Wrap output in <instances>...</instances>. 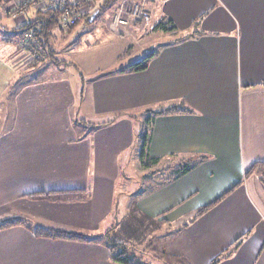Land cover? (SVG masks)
Segmentation results:
<instances>
[{"label":"crops","instance_id":"0c3cea01","mask_svg":"<svg viewBox=\"0 0 264 264\" xmlns=\"http://www.w3.org/2000/svg\"><path fill=\"white\" fill-rule=\"evenodd\" d=\"M145 11L122 32L167 18L174 39L143 71L125 68L92 82L87 116H114L90 127L77 117L83 91L67 77H21L18 28L38 17L37 7L28 6L25 19L0 20V221L16 216L30 227L92 236L76 242L35 237L21 225L0 229V264H119L109 259L104 235L117 241L122 221L142 232L145 225L150 237L134 232L117 242L132 247L144 236L158 238L151 252L166 264H212L224 255L215 264H264V185L244 177L264 162V0H150ZM151 106L191 112L154 118L149 159L170 166L186 154L207 159L171 182L172 169L165 170L142 194H119L120 158L128 161L137 129L127 110ZM65 191L80 193L75 201L31 198Z\"/></svg>","mask_w":264,"mask_h":264},{"label":"rangeland","instance_id":"374dc122","mask_svg":"<svg viewBox=\"0 0 264 264\" xmlns=\"http://www.w3.org/2000/svg\"><path fill=\"white\" fill-rule=\"evenodd\" d=\"M28 1L30 3L25 6L22 3L26 2V0L15 1L16 3L13 2L11 5L6 4V2L3 5L0 4L2 6L0 10L2 8L4 11H2V15L0 14L1 23L4 25L3 20L11 22L7 16L14 19L23 16L25 19L27 16L26 8L28 6L35 5L39 11H43L42 1ZM118 5L119 0H91L88 15L100 9L91 22H88L87 16L85 15L74 27L65 31L59 30L56 23L55 27L52 28L43 40V45L37 43L36 38V43L29 47H26L22 43L21 38L15 42L18 45V50L20 48L23 49L20 57L16 61L17 65L22 64L19 66L22 78H25V80H33L64 76L69 79L73 86H78L79 89H82L83 97L80 100L82 111L80 113L81 115L77 112V117H86L85 121L89 123L87 124L89 127L91 126L90 123H101L108 119H113L112 117L114 116L111 118L103 116L94 120L96 122H92L90 120L91 117L87 116L91 115L88 102L92 82L101 77L116 74L119 70H123L129 65L141 61L146 55L159 51L161 47L174 39V35L171 32L154 30L153 26L159 20L155 21L153 18L143 21L141 26L129 25L130 27L128 26V28L132 30L130 32H122L125 27H113L110 19ZM30 28L36 29L35 25H30L28 29L22 25L18 29H23V34ZM158 109L154 106L149 108L135 107L127 110V113L138 118L134 121V126L139 130L143 129L139 121L141 123L144 118V111ZM126 152V155H129L128 161L124 157L120 158V170H122V173L120 172L118 180H121L122 183H120L118 189L119 194L120 190L121 194L123 193L125 195L134 192H140L142 194L168 175V172L165 170L160 171L165 166V162L154 165L148 160L146 161L148 168H142L139 161L137 139H135L132 148ZM121 224L122 227L114 232L112 236L117 241L127 240V235L130 233L134 234V232H137L139 235L149 236L145 225L142 227V230H144L142 232L139 227L136 228V226H133L132 228L126 221H122ZM51 228L74 231L60 227ZM156 231V234L161 236L165 232V229L163 226H159L156 228ZM152 238L154 240L148 241V237H142V243L138 242L137 246L132 245L131 252L134 253V249L140 252L142 256H136L141 259L140 261L143 264H166V261L160 258V254L155 256V253L151 252V249H153L152 246L157 245L159 241L158 238ZM154 257L156 259H153Z\"/></svg>","mask_w":264,"mask_h":264},{"label":"trees","instance_id":"16d2710c","mask_svg":"<svg viewBox=\"0 0 264 264\" xmlns=\"http://www.w3.org/2000/svg\"><path fill=\"white\" fill-rule=\"evenodd\" d=\"M84 0H80V2L83 3ZM98 12L100 9H97ZM88 16V14H86ZM56 19H57V12L49 10V9H43V11L38 12V17L31 23L24 24L25 28H29L30 25H35L36 32L34 37L37 40V43H40L43 45V40L45 37L50 33L53 27L56 25ZM140 21V19H139ZM30 24V25H29ZM154 30H161V31H168V32H176L177 28L173 24V22L170 19L167 18H161L154 26ZM191 34H187L184 37H190ZM154 55L148 54L146 55L141 61H138L134 64L129 65L126 67V72H139L146 69L149 59ZM191 110L188 107H176V106H170L169 108L163 109V110H146L144 111V118L142 119L141 123L139 121V124L141 127L143 126V129H139L136 131V139L138 140V147H139V161L142 168H148V164H146V161H151L152 164H160L159 158H148V142H149V136H150V127L151 124L156 116L159 115H168V114H178V113H189ZM119 115V114H118ZM132 119L136 121V116L132 114H128ZM138 119V118H137ZM207 159V156H204L203 154H186L184 156H181L180 160L173 166L165 165L160 169V171H164L167 169H172L170 172V178L167 180V182L174 181L180 177H182L184 174L191 171L194 167H196L199 163L203 162ZM250 175L256 176L260 182L264 185V162L257 161L254 162L248 169L244 171V177H248ZM80 191H65V192H55V194L52 193H42L38 194L36 196H32L31 198L35 199H49L50 195H57V200H63V201H75L76 197L75 195L79 194ZM84 193V192H83ZM87 194L90 195V192ZM220 199V198H219ZM216 200L212 204L208 206L201 207L195 214L194 218L202 215L205 213L208 209H210L212 206H214L218 201ZM193 218V219H194ZM29 221L22 217H13V218H7L2 221H0V229L21 225L25 228L32 231L35 237L40 238H49V239H60V240H68V241H78V242H88L90 241L92 236H88V234L75 232V231H67L64 229L59 228H51V227H43V226H34L30 227ZM105 237V245L108 246L110 250V256L109 259L114 263L119 264H143L139 260L134 253L131 252V246H128L124 243L117 242L113 240L111 237L107 235V233L104 235ZM225 257L221 256L214 260L212 264H215L219 261L220 258Z\"/></svg>","mask_w":264,"mask_h":264},{"label":"built area","instance_id":"2783aa9c","mask_svg":"<svg viewBox=\"0 0 264 264\" xmlns=\"http://www.w3.org/2000/svg\"><path fill=\"white\" fill-rule=\"evenodd\" d=\"M43 2V9L57 12V28L65 31L74 27L80 22L90 9L91 0H39ZM150 0H121L114 13L111 15V25L115 28L126 26L130 20L144 19L146 15L145 4ZM30 3L28 0L22 3L23 6ZM129 4V8L125 7ZM36 29L30 28L22 34V43L26 47L35 44L34 34ZM33 49V48H32Z\"/></svg>","mask_w":264,"mask_h":264},{"label":"water","instance_id":"95a60500","mask_svg":"<svg viewBox=\"0 0 264 264\" xmlns=\"http://www.w3.org/2000/svg\"><path fill=\"white\" fill-rule=\"evenodd\" d=\"M97 14H98V10H95V11H93L92 13H90V14L87 16V20H88V22H91V21L96 17Z\"/></svg>","mask_w":264,"mask_h":264}]
</instances>
